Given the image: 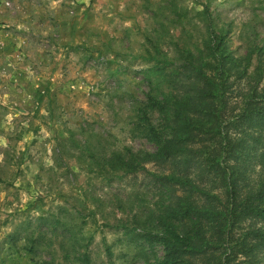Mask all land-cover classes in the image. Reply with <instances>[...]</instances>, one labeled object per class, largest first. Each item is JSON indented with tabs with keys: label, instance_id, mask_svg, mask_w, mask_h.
<instances>
[{
	"label": "rangeland",
	"instance_id": "rangeland-1",
	"mask_svg": "<svg viewBox=\"0 0 264 264\" xmlns=\"http://www.w3.org/2000/svg\"><path fill=\"white\" fill-rule=\"evenodd\" d=\"M209 20L236 56L264 47V0H0V264L163 257L104 226L127 219L119 200L130 216L152 208V179L110 180L90 157L156 150L135 130L139 104L165 87L152 67L200 43Z\"/></svg>",
	"mask_w": 264,
	"mask_h": 264
},
{
	"label": "trees",
	"instance_id": "trees-1",
	"mask_svg": "<svg viewBox=\"0 0 264 264\" xmlns=\"http://www.w3.org/2000/svg\"><path fill=\"white\" fill-rule=\"evenodd\" d=\"M226 36L209 20L200 43L183 40L152 67L165 87L139 104L135 130L155 151L91 154L110 180L152 179V208L130 216L119 200L127 219L104 225L159 243L163 257L147 264H264V47L236 56Z\"/></svg>",
	"mask_w": 264,
	"mask_h": 264
}]
</instances>
